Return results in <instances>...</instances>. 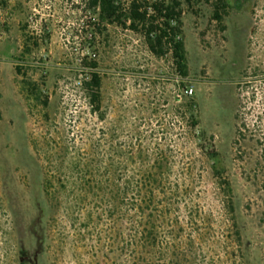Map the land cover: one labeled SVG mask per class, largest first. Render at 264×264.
Segmentation results:
<instances>
[{
	"label": "rangeland",
	"instance_id": "obj_1",
	"mask_svg": "<svg viewBox=\"0 0 264 264\" xmlns=\"http://www.w3.org/2000/svg\"><path fill=\"white\" fill-rule=\"evenodd\" d=\"M133 1L162 22V0ZM178 1L189 80L140 24L101 21L89 0H0V264H264V158L238 134L264 112V0ZM160 151L181 189L150 217L157 239L75 186L95 176L76 164L133 175Z\"/></svg>",
	"mask_w": 264,
	"mask_h": 264
},
{
	"label": "trees",
	"instance_id": "obj_2",
	"mask_svg": "<svg viewBox=\"0 0 264 264\" xmlns=\"http://www.w3.org/2000/svg\"><path fill=\"white\" fill-rule=\"evenodd\" d=\"M179 6L178 0L168 2L162 0L160 3H156L154 7L162 19V22H159V17H152L149 14V9H143V6L136 1L126 7L123 0H89V8L99 10L101 21L123 25L132 21V26H136L135 28H137V24H140L153 50L163 54L171 51L178 71L185 79L189 80L187 50L181 37L182 11L178 9ZM218 9H216V18L221 19ZM102 81L101 73L93 71L90 80L84 83L95 111L99 110L102 104ZM248 99L256 102V95ZM262 104L264 106V101ZM186 106L191 115V126L196 127L198 120L195 100L188 99ZM246 106L242 105L237 119L242 118ZM248 108V112H250L252 107ZM250 114L252 113L250 112ZM238 134L244 140L248 137L255 140L261 150L259 158H264V112L261 111L257 114V121L253 127L247 121L238 125ZM200 137L202 136L200 135ZM113 150L117 152L116 148ZM119 152H122V155H127L124 151H118V154ZM158 155V159L153 163L146 160L147 156L143 155L142 163H136L133 167V175H126L127 172H130L129 164L120 161L115 163L114 159H111L106 165L104 163L98 165H93V162L88 163L84 168L83 165L76 164L79 173L94 174L95 176L92 179H78L75 186H81L86 192L92 193L100 202L101 207L107 208L112 217L116 212L121 211L127 214L132 212V217L136 220L140 231V237L157 239L159 234H157L156 227L148 225L150 217H152L153 211L159 210L161 207L167 206L166 212H168L169 207L180 197L181 189L178 180L171 182L169 178L172 166L168 162L167 153L160 151ZM81 166L82 168H80ZM97 174L103 176L98 178ZM81 199L85 200L86 197ZM150 228H154V230H150Z\"/></svg>",
	"mask_w": 264,
	"mask_h": 264
}]
</instances>
